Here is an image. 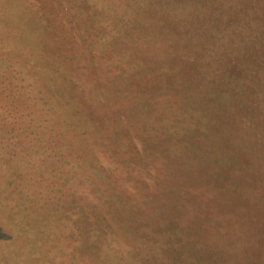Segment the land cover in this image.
<instances>
[{"label":"trees","instance_id":"obj_1","mask_svg":"<svg viewBox=\"0 0 264 264\" xmlns=\"http://www.w3.org/2000/svg\"><path fill=\"white\" fill-rule=\"evenodd\" d=\"M23 1L0 0V129L14 141L37 143L39 153L32 156L33 162L36 164L35 159L44 161L53 174L52 162L57 158L62 160L65 155L62 151L70 145L71 138L58 130V126L62 128V120L52 119L51 127H47L35 119L39 113L37 108L33 106L28 110L29 96L22 95L30 86L23 79L26 67L21 64L25 57L16 55L9 36L3 33V25L21 28V33L26 31L27 24L21 21L26 6ZM58 1L59 7L63 6L64 0ZM109 1H81L90 10L77 7L74 0H70V4L78 11L92 13V17L104 16L106 9L121 14L120 8L130 5L133 19L127 20L123 28L117 25L115 35L128 38L126 49L130 53L133 54L129 48H133L138 50L136 55L141 51L144 57L148 56L137 65L124 50L125 60L133 63L129 67L130 77L125 83L127 87L112 91L114 108L121 101H133L129 108H115V113L127 112V116L143 124L138 152L132 138L124 136L129 131L125 127L116 130L124 140L119 142L131 145L126 152L116 153L115 150L111 155L126 180L118 192L115 191L122 217L138 229L148 226V233L139 234L171 237L179 235L186 224L183 222L188 220L181 213L195 216L189 222L196 225L198 212L208 209V216L215 225L203 228L210 235L226 233L234 224L229 220L230 225L224 226L225 219H214L217 207H206L209 197L217 201V197L228 190L239 193L244 204L247 197L253 203L264 199V191L257 188L248 194L254 187L250 182L251 173L259 168L251 159L264 164V70L259 69L264 68V0L256 3H247L248 0ZM34 12L29 10V15L33 17ZM18 51L17 54H21ZM142 65L147 70L145 73L137 70ZM252 75L257 78L253 79ZM39 102L43 118L52 117L55 107H51L49 114V101ZM106 106L104 104L102 110ZM43 126L49 131L43 130ZM52 126L55 131L50 129ZM247 147L248 154L243 153ZM167 152L179 159L180 169L151 188L142 174L145 167L142 172L139 168L147 161L149 166H157L160 159H164L162 164H167ZM118 154H122V158ZM100 176H95L93 196L97 195L96 190L102 193V189L95 190V181ZM114 197L109 193L101 200L111 205ZM105 218L103 213L95 214L94 228H99ZM191 224L184 230H189V234ZM96 230H93L94 251L103 247L107 253L121 251L123 241L103 243L97 240L100 234L96 235Z\"/></svg>","mask_w":264,"mask_h":264},{"label":"rangeland","instance_id":"obj_2","mask_svg":"<svg viewBox=\"0 0 264 264\" xmlns=\"http://www.w3.org/2000/svg\"><path fill=\"white\" fill-rule=\"evenodd\" d=\"M30 1H23L26 6L21 21L26 22V31L21 33V28L3 25V33L9 36L16 55L25 57L21 64L26 67L23 79L30 86L22 95L29 96L28 110L37 108L39 113L35 119L47 127H51L52 119L62 120V128L58 126V130L71 139L62 151L65 154L62 160H53L52 174L44 161L33 162L32 156L39 152L37 143L30 148L27 140L14 141L0 129V264H264V199L253 203L247 197L244 204L239 193L228 190L217 201L209 197L206 207H217L214 219H225L224 226L230 225L229 220L234 224L224 234L210 235L203 228L215 225L208 209L198 212L196 225L189 222L195 216L181 213L188 220L183 222L186 223L183 227L180 225V234L171 237L139 234L148 233V226L138 229L124 220L115 191L126 180L111 155L115 150L126 152L131 146L128 142L121 143L124 140L116 134L121 127L129 131L124 136L132 138L138 152L143 124L127 116V112L115 113V108H129L133 101L118 102L114 108L112 91L127 87L125 83L130 77L129 67L133 63L125 60L124 50L135 63H143L148 57L141 51L136 55L138 50L133 48H129L133 54L130 53L126 49L128 38L115 35L117 25L123 28L127 20L133 19L130 5L120 8L121 14L106 9L104 16L92 17V13L74 9L70 0H64L60 7L58 0ZM74 1L77 7L89 9L81 2L84 0ZM29 10L34 12L33 17ZM18 50L21 54H17ZM15 67L18 71L17 64ZM137 70L147 71L143 65ZM252 78L257 77L252 75ZM40 99L49 101V114L51 107H55L52 117L43 118ZM104 104L108 106L102 110ZM47 127L42 129L49 131ZM52 127L55 131V126ZM107 139L110 140L107 142ZM248 151V147L243 149V153ZM166 155L167 164H162L164 159H160L157 166H149L147 161L139 168L142 172L145 167L142 174L151 188L180 169L179 159L169 156L168 152ZM122 156L118 154L119 158ZM251 163L259 168L251 173L250 182L254 187L249 195L257 189L264 191V164L254 159ZM98 174L101 176L95 181V190L102 189V193L96 190L97 195L93 196L92 187ZM109 193L115 195L111 205L101 200ZM146 210L145 216L148 207ZM99 213L106 218L99 228H94V215ZM189 224L192 225L190 234L189 230L184 231ZM94 229H97L96 235L100 234L97 240L103 243L123 241L121 251L107 253L104 247L94 251Z\"/></svg>","mask_w":264,"mask_h":264},{"label":"crops","instance_id":"obj_3","mask_svg":"<svg viewBox=\"0 0 264 264\" xmlns=\"http://www.w3.org/2000/svg\"><path fill=\"white\" fill-rule=\"evenodd\" d=\"M41 101H42V99H40ZM29 144V147L30 148H34V144L31 142V143H28ZM39 152H36V153H34V156H37V154H38Z\"/></svg>","mask_w":264,"mask_h":264}]
</instances>
